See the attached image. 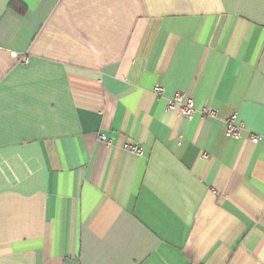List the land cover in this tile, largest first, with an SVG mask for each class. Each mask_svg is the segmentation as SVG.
Segmentation results:
<instances>
[{
  "label": "crops",
  "instance_id": "1",
  "mask_svg": "<svg viewBox=\"0 0 264 264\" xmlns=\"http://www.w3.org/2000/svg\"><path fill=\"white\" fill-rule=\"evenodd\" d=\"M0 264H264V0H0Z\"/></svg>",
  "mask_w": 264,
  "mask_h": 264
},
{
  "label": "built area",
  "instance_id": "2",
  "mask_svg": "<svg viewBox=\"0 0 264 264\" xmlns=\"http://www.w3.org/2000/svg\"><path fill=\"white\" fill-rule=\"evenodd\" d=\"M163 91L161 85L157 84L154 87V92L160 95ZM169 110L177 109L179 115L192 117L194 113L197 111V107L195 105L194 98L187 95V93L178 91L173 97L168 99L167 103ZM202 114L215 116L217 115V110L211 106L205 105L201 109ZM237 112H233L227 119H226V131L229 136H240V130L243 127V124L237 122ZM260 136L254 134L252 139L254 142H258L260 140ZM124 147L132 152L141 153L142 147L137 143L133 142H126Z\"/></svg>",
  "mask_w": 264,
  "mask_h": 264
}]
</instances>
